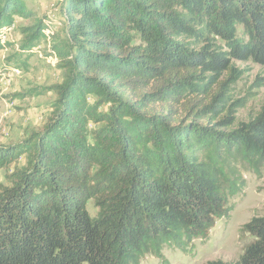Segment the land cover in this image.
I'll return each instance as SVG.
<instances>
[{
    "label": "trees",
    "instance_id": "1",
    "mask_svg": "<svg viewBox=\"0 0 264 264\" xmlns=\"http://www.w3.org/2000/svg\"><path fill=\"white\" fill-rule=\"evenodd\" d=\"M65 81L43 128L0 146V169L27 156L0 192V264H168L191 254L264 170L259 112L237 122L236 62L264 66V0H65ZM23 0H0L3 34ZM47 26L24 29L34 48ZM60 54L62 52H59ZM255 87L264 90V77ZM103 107L108 110L102 112ZM96 202L92 217L87 205ZM233 262L264 264V215Z\"/></svg>",
    "mask_w": 264,
    "mask_h": 264
},
{
    "label": "rangeland",
    "instance_id": "2",
    "mask_svg": "<svg viewBox=\"0 0 264 264\" xmlns=\"http://www.w3.org/2000/svg\"><path fill=\"white\" fill-rule=\"evenodd\" d=\"M65 0H23L32 13L31 19L16 17L10 30L3 34L2 43L8 44L0 50V146L20 144L46 124L57 96L53 87L61 85L66 77L63 60L69 52ZM43 22L47 26L45 36L37 47L29 46V36L24 29ZM59 52H62L61 54ZM244 70V76L233 87L232 100H244L238 109L237 122H247L259 112L263 102V89L255 87L258 77H264V66L236 62ZM19 71V72H16ZM7 79L8 81H6ZM2 84V83H1ZM108 110L103 107L102 112ZM27 167V156L9 168L0 169V192L10 187L9 177L15 169ZM247 183L242 195L233 198L235 208L231 217L217 222L206 241H194L189 255L165 249L168 264H206L209 261H236L244 247L251 241L242 235L241 228L252 218L264 215V170L261 177L249 169L241 168ZM92 217L99 209L94 200L87 205ZM142 264H164L151 256Z\"/></svg>",
    "mask_w": 264,
    "mask_h": 264
},
{
    "label": "bare ground",
    "instance_id": "3",
    "mask_svg": "<svg viewBox=\"0 0 264 264\" xmlns=\"http://www.w3.org/2000/svg\"><path fill=\"white\" fill-rule=\"evenodd\" d=\"M16 72H19V71H16ZM1 83H2V84H1ZM1 83H0V88H1L2 85H4V82H1Z\"/></svg>",
    "mask_w": 264,
    "mask_h": 264
},
{
    "label": "built area",
    "instance_id": "4",
    "mask_svg": "<svg viewBox=\"0 0 264 264\" xmlns=\"http://www.w3.org/2000/svg\"><path fill=\"white\" fill-rule=\"evenodd\" d=\"M6 81H8L7 79H5Z\"/></svg>",
    "mask_w": 264,
    "mask_h": 264
}]
</instances>
